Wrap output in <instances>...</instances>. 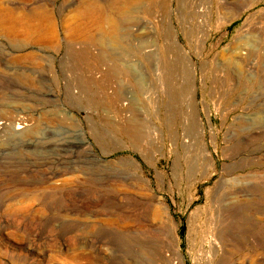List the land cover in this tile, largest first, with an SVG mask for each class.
<instances>
[{"label":"rangeland","instance_id":"obj_1","mask_svg":"<svg viewBox=\"0 0 264 264\" xmlns=\"http://www.w3.org/2000/svg\"><path fill=\"white\" fill-rule=\"evenodd\" d=\"M111 3L0 0V264H264V0Z\"/></svg>","mask_w":264,"mask_h":264},{"label":"bare ground","instance_id":"obj_2","mask_svg":"<svg viewBox=\"0 0 264 264\" xmlns=\"http://www.w3.org/2000/svg\"><path fill=\"white\" fill-rule=\"evenodd\" d=\"M115 2H116V0H110L111 4H114ZM107 3H104V4H107ZM102 6L100 7V5L96 2H86V4L82 7V12H85V14L87 13V15H88V14H91V12H93V11H98L99 9L101 11ZM1 14L3 15V17H0V25L4 27L5 31L8 34H14L22 27L24 29L26 28L24 23H23L24 21L22 19L12 16L7 11H1L0 10V15ZM34 17L37 19L36 13H34ZM39 26L40 25L38 24V27ZM36 30H37V28L35 29V31ZM15 129L18 131V133H23L25 131V126L24 125H18Z\"/></svg>","mask_w":264,"mask_h":264},{"label":"built area","instance_id":"obj_3","mask_svg":"<svg viewBox=\"0 0 264 264\" xmlns=\"http://www.w3.org/2000/svg\"><path fill=\"white\" fill-rule=\"evenodd\" d=\"M201 11V10H200Z\"/></svg>","mask_w":264,"mask_h":264}]
</instances>
